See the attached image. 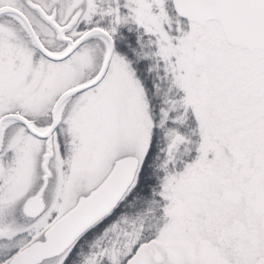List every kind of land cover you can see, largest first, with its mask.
<instances>
[{
	"label": "snow or ice",
	"instance_id": "obj_1",
	"mask_svg": "<svg viewBox=\"0 0 264 264\" xmlns=\"http://www.w3.org/2000/svg\"><path fill=\"white\" fill-rule=\"evenodd\" d=\"M0 264H264V0H0Z\"/></svg>",
	"mask_w": 264,
	"mask_h": 264
}]
</instances>
